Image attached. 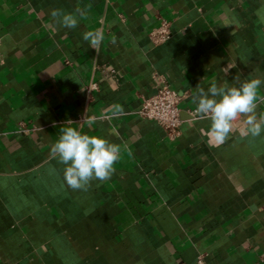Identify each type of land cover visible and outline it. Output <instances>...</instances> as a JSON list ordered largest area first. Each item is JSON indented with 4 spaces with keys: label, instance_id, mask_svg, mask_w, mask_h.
I'll list each match as a JSON object with an SVG mask.
<instances>
[{
    "label": "crops",
    "instance_id": "obj_1",
    "mask_svg": "<svg viewBox=\"0 0 264 264\" xmlns=\"http://www.w3.org/2000/svg\"><path fill=\"white\" fill-rule=\"evenodd\" d=\"M77 8L75 29L50 15ZM258 12L264 0H0V264H264V133L217 144L190 115L198 85L264 80ZM96 29L97 50L83 40ZM158 81L183 96L176 139L139 116ZM63 126L121 147L110 179L65 184Z\"/></svg>",
    "mask_w": 264,
    "mask_h": 264
},
{
    "label": "clouds",
    "instance_id": "obj_2",
    "mask_svg": "<svg viewBox=\"0 0 264 264\" xmlns=\"http://www.w3.org/2000/svg\"><path fill=\"white\" fill-rule=\"evenodd\" d=\"M84 9L77 8L68 13L63 9H52L51 17L57 25L75 29L78 26V17L86 16ZM261 19L264 15L258 12ZM102 29L83 33V40L97 50L104 41ZM115 43V41H113ZM233 68L228 65L224 73ZM234 81L239 83V77ZM264 86V80L253 78L239 83V86H228L227 83L217 85L213 81L205 90L199 85L192 96V103L196 106L195 112L210 121L208 136L217 144H222L233 133L247 137H258L264 133V113H257L258 89ZM123 113L120 105L112 106V118H118ZM94 121L89 120V126ZM122 149L101 136H90L76 128L63 126L59 130V138L51 145V157L64 165L63 179L72 191H87L94 180L106 181L115 171V164L121 158Z\"/></svg>",
    "mask_w": 264,
    "mask_h": 264
},
{
    "label": "built area",
    "instance_id": "obj_3",
    "mask_svg": "<svg viewBox=\"0 0 264 264\" xmlns=\"http://www.w3.org/2000/svg\"><path fill=\"white\" fill-rule=\"evenodd\" d=\"M171 23L163 20L158 28L150 32V39L153 45L159 46L166 43L171 37ZM183 100L176 91L172 90L163 81L157 82L156 94L143 99L139 116L147 121L157 123L164 129L171 139L180 136L182 125V110L180 104ZM191 117H196L197 113L191 112ZM197 264H204L200 258Z\"/></svg>",
    "mask_w": 264,
    "mask_h": 264
}]
</instances>
